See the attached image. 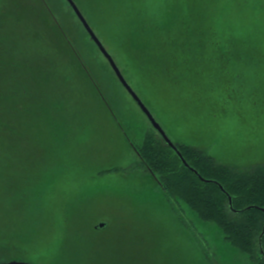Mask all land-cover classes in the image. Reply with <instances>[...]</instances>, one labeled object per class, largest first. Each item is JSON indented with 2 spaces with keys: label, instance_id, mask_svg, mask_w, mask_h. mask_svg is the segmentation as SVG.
<instances>
[{
  "label": "rangeland",
  "instance_id": "rangeland-1",
  "mask_svg": "<svg viewBox=\"0 0 264 264\" xmlns=\"http://www.w3.org/2000/svg\"><path fill=\"white\" fill-rule=\"evenodd\" d=\"M44 1L92 76L45 28L67 76H54L44 95L68 107L57 120L37 107L4 116L0 262L255 264L143 172L112 111L137 143L152 125L67 3ZM73 1L174 144L231 166L264 163V0ZM23 8L45 21L42 6Z\"/></svg>",
  "mask_w": 264,
  "mask_h": 264
},
{
  "label": "trees",
  "instance_id": "trees-1",
  "mask_svg": "<svg viewBox=\"0 0 264 264\" xmlns=\"http://www.w3.org/2000/svg\"><path fill=\"white\" fill-rule=\"evenodd\" d=\"M64 1L67 3L66 0ZM38 5L45 8L46 13L45 21L41 20V23L36 22L31 12L23 8ZM66 5L89 38L72 8ZM53 14L44 0H0V111L2 112L0 126H5L4 116L16 118L18 114L32 113L34 107L40 110L39 114L45 113L44 118L57 120V117L59 119L61 113L66 110V106L68 107L67 99L63 101L53 95L49 99L48 94L44 95V92L51 88L54 76H64V78L67 76L66 70L61 71L59 68L60 62L56 58L58 49L51 46L45 28L48 30L54 28L55 31L57 29L64 36L65 46L73 50L79 62L91 75L79 57L77 46L66 37V31ZM254 38L256 42L259 41L258 36ZM90 41L96 48L95 43ZM46 46L52 48L50 49L52 53ZM96 49L100 53L99 49ZM48 53L54 57L45 59L44 55ZM102 57L104 58L103 55ZM244 57H247V53H244ZM104 60L107 61L105 58ZM106 64L115 76L109 63ZM115 78L118 81L117 76ZM118 83L120 84L119 81ZM37 89L40 91H37L40 97L35 96ZM46 97L47 99L44 100ZM112 113L129 147L138 156L143 172L155 180L171 204L176 206L183 203L202 221L214 222L224 234V239L233 248L248 255L253 263L264 264V212L261 211L264 209V163L243 168L231 166L218 162L202 149L188 144H175L186 162L202 178L222 185L232 197L235 210L255 207L243 213H235L230 210L228 198L218 185L201 182L182 164L176 153L153 127L143 141L137 143L118 120L115 112ZM16 122L15 119L10 125H15ZM65 125H67L66 119L62 123L59 120V136L62 138L64 133L69 131L68 126L65 130ZM5 128L15 131L10 126Z\"/></svg>",
  "mask_w": 264,
  "mask_h": 264
},
{
  "label": "water",
  "instance_id": "water-1",
  "mask_svg": "<svg viewBox=\"0 0 264 264\" xmlns=\"http://www.w3.org/2000/svg\"><path fill=\"white\" fill-rule=\"evenodd\" d=\"M67 4L72 8L73 12L75 13L76 17L78 20L81 22L82 26L84 27L85 31L88 33L90 40H92L95 45L97 46L96 48L99 49L100 53L104 56V58L107 60L109 63L111 69L113 70L115 76H117L118 81L122 85V87L127 91V93L131 96V98L134 100V103L137 104V106L140 108V110L143 112V114L147 117L148 121L152 125L153 129L160 135V137L164 140V142L176 153L178 158L181 160L182 164L184 166L192 171L203 183H209V184H216L218 187L221 189V191L227 196L228 198V203L230 206V210L235 212V213H243V211L250 210L255 207H247L243 210H235L232 205V197L230 194H228L225 189L222 187L221 184H219L216 181L213 180H207L205 178H202V176L195 170L193 169L184 159L182 153L180 150L176 147V145L170 140V138L167 136L161 125L156 121L154 116L152 115L151 111L148 109V107L144 104V102L141 100V98L136 94V92L133 90V88L129 85V83L126 81L125 77L123 76L122 72L120 71L119 67L115 63L113 57L111 54L106 50V47L102 44V42L99 40V38L96 36L94 33L93 29L77 7V5L74 3L73 0H66ZM261 211L264 212V209H261ZM108 223L106 221L100 222L98 225H96L97 230H101L106 228ZM0 264H32L28 262H23V261H8Z\"/></svg>",
  "mask_w": 264,
  "mask_h": 264
}]
</instances>
